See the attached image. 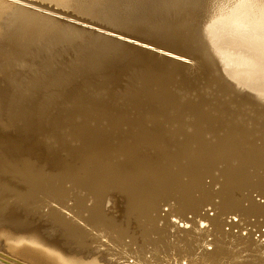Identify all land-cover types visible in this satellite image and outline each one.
<instances>
[{
    "label": "rangeland",
    "instance_id": "374dc122",
    "mask_svg": "<svg viewBox=\"0 0 264 264\" xmlns=\"http://www.w3.org/2000/svg\"><path fill=\"white\" fill-rule=\"evenodd\" d=\"M5 1L10 3L14 0ZM99 1L100 2H97L99 7L106 5L108 9L116 13L127 11V9L134 10L133 12H135V10L136 12H141V19L146 28H148V32L139 34L141 32L124 30L121 31V34L132 37H139L142 35L154 36L158 33H151L153 31L149 29H156L161 32H165L164 29L168 28L173 32L172 28L175 29V37L186 41L183 43L184 49L194 52L200 59L199 67L195 69L191 75L178 76L175 79L173 77V81L169 82L165 89L159 91L156 90L154 86H142L139 82L131 80L127 72L119 71L116 74V71L123 68L140 65L131 57L132 53L129 51H106L102 55L100 53H95L94 50L96 48L93 46V37H84V40L75 37L69 41H62L58 44H50L48 40H43L28 46L27 49L23 51H15L14 48L5 44V42L0 39V157L5 156L10 160H14L16 157L24 156L22 159L27 160L26 162L30 167L42 168V171L46 174L51 173L53 170V173L58 172L55 170L60 168L57 166L58 162L62 164L71 163L73 166L78 167L82 164L81 162L83 160L86 161L87 159L96 160L100 167L103 166L101 170L108 171L107 169L110 163L116 164L122 160L119 154L120 151L128 152L131 149L129 140L132 139L129 138L133 135L129 133L130 123L144 121L146 125H149L148 122L151 121L149 113L154 110H166L170 114H177L178 124L182 130V132L179 130V133H175V127L178 126L177 123H169L162 117L153 118L152 123H155L159 127L162 125L166 137H164L163 141H159L155 144L139 142L138 148L144 151L147 157L160 159L159 154L163 157H167V159L160 160L159 166L152 165L149 169L148 174L151 176L150 178L154 180H157L155 177L159 175L169 178L168 181L170 179H177L176 181L184 182L187 180L188 175H191L189 172L193 171V173L196 174H198V172L203 173V175H199L200 177L202 176V182L207 184V181H209L211 177L214 176L215 178L218 175L221 168L224 169L225 162H223L224 160L216 153L219 160L215 161L218 157L214 158L215 160L213 159L212 164L215 163V166L211 165L209 158L206 159L207 161L203 159L205 153L197 150V148H199L197 146L202 147L203 144L206 143L210 147L219 146L218 148L221 149V143H226V136L223 137V135L229 134L227 135L230 137L229 140L231 139V141L234 140V142H236L239 139V134L246 135L251 131L250 135L252 134L251 136L254 135L253 137H256V140H254L255 145L260 146L262 144V137H260L261 131H256L254 133L255 120L254 113L252 115L251 112L256 109H260L259 112L264 110V92L251 91L231 80L224 72L220 58L212 44V41L215 40L213 32L216 33V28H221V25L218 23L219 18L236 9L241 4L242 0ZM101 2H104V5ZM15 4L35 13H49L43 9L36 10L35 7L30 5L20 4L18 2ZM62 12L66 14V16L52 13L50 16L85 30L92 31L94 32L92 34H97L100 37L111 38L115 41L121 40L119 42L123 44L127 43L126 45L132 43L124 38L106 33L99 27L100 25H106L108 27L118 28L115 25H111L101 19H90L85 16H80L70 10L66 12L64 10ZM10 14H12L10 9H3L0 11V23L2 25L9 24L10 18L13 17L12 15L10 16ZM96 55L99 56L96 58ZM241 100L243 101L242 103ZM250 100L251 103H247L250 102ZM258 100L259 104H256ZM260 103L262 105L261 107L259 106ZM247 108H250L251 111H248L249 109L247 110ZM243 112L247 114L244 115ZM236 114L239 116L236 117ZM248 114H250V116ZM233 115L234 118L236 117V120L233 119ZM263 116L261 113L260 117L262 120ZM257 117L259 118V116ZM228 118L230 122H227ZM241 118L243 123L241 122ZM249 118L251 121L254 120L252 121L253 126ZM258 118L257 120L260 121L256 123L264 122L261 118ZM244 119L247 123L244 122ZM247 119L249 121H247ZM239 121L241 124L238 123ZM205 122L207 125L204 127ZM216 122L218 124L220 123V125H224V127L226 126L225 129L223 126L217 127L218 125ZM212 123L215 124L213 125ZM229 123L233 125L231 126ZM241 125L244 126H242V132H240ZM94 127L100 128L98 132H100L102 138H99V145L94 146L93 140H90L88 142L90 148L86 147L88 145L87 143L84 146L86 148H84L79 155L75 154L69 157L66 148L81 147L84 144L83 139L92 138L89 129ZM208 127L210 129L213 128V130L211 129L212 132L210 130V134ZM215 128L218 131L214 130ZM237 129L239 131H237ZM243 129L245 131L247 129V131L245 132ZM232 130H234V132ZM193 131L194 134H191ZM221 131H228L229 133L222 132L221 134ZM230 132H233L235 136ZM192 135L193 137L200 138V140L195 139L194 143H192L193 140H191L192 142L189 143V137ZM257 135L261 140L257 139ZM251 136L249 137L250 139ZM210 137L213 139H210ZM220 138H224L225 141L224 139L221 141L222 139ZM185 140H187L188 143H185ZM211 140L212 142H210ZM180 141H182L183 144L185 143V146L181 144L182 142ZM202 142L203 144L201 145ZM214 142L216 144H214ZM195 143H197V145ZM187 144L192 146L194 144V148L191 146L193 150L190 148V145L188 147ZM206 144H204V146H208ZM178 145L179 147H177ZM246 148L245 146L241 149L245 150ZM180 149H183V151ZM224 149L225 145L222 147L221 151ZM98 150H100L101 155L106 153V151L111 152L112 162L108 163L107 160L104 161L99 158ZM217 151L219 152V149ZM181 152L185 154L182 153V155L180 154ZM190 153L191 156H189ZM195 153H197V155H194ZM199 154H201V158H198L200 157L198 156ZM179 155L182 156L179 157ZM96 157L99 160H97ZM197 159H199V161L202 159V162H196L198 161ZM220 159L223 161L221 162ZM174 161H177V163ZM202 163L203 168L201 167ZM206 164L207 166L209 165L207 170V173H209L208 175L207 173L205 174L203 170L207 169L205 168L207 167ZM4 165L6 167H12L8 163ZM162 165L167 169H165L166 171L160 167ZM191 165H195L194 167H196V170L200 168L199 171L195 169L192 170L190 168ZM233 167L231 168H237L236 166ZM160 170L162 171L161 173H159ZM252 170L254 171L251 165H248V167L246 165L245 171L251 173L253 172ZM210 171H213L212 174L214 175H212ZM176 172L180 174L178 175ZM228 173L232 174V171L229 170ZM231 174H229V176ZM219 175L221 176L220 173ZM224 175L225 174L221 176L222 178L217 176V180L225 181ZM186 176L187 178H185ZM172 177H174V179ZM160 180L162 181L165 179ZM250 180L251 179H249L248 182H250ZM59 181L61 183H66L65 179H60ZM14 184L19 190L23 188L22 183L14 182ZM217 185H219V183H216V186ZM216 188L217 187L214 189ZM202 189L203 185L195 186L192 189V196L199 197L200 194L203 193ZM110 198L111 200H108ZM158 198L160 197H154L155 205ZM120 199L121 198L115 196L113 193H106L103 197L100 211L105 217H113L116 221L121 219L119 221L120 223L126 221L128 225L127 228L132 229L134 234L136 232L133 223L129 224L128 219H122V211L118 210L115 206H111V202H113L119 208H122ZM10 201L12 200L10 199ZM150 202H152V204L154 203V201ZM180 204L179 202L178 205ZM238 204L244 205L245 203L240 200ZM155 208H157V206ZM177 210H180V207H178ZM14 214V207L9 206L1 215H3L2 219H5L14 217ZM34 215L37 220L34 221L31 219V221L22 228L14 227L12 222L4 224L0 220L1 253L24 264H35V262H33V256L35 255L46 260L51 259V257L45 253L48 252V250H54L64 257L79 259L82 262L94 261L97 264H114V259L120 258V261H122L121 259L124 258L123 255L119 254L103 258V254L99 253L100 251L106 248H109L112 252H117L118 250V248L113 247L111 243L108 244L106 239H100L102 235H111V231L110 229L102 230L100 227H90L87 226L88 224L84 231L86 230L93 237H98L99 241L96 240L98 243L90 244L87 242L85 247H79L75 245V242L73 243L70 241V248H68V250L62 248L59 242L51 244L45 243V240L56 237L57 232L52 231L49 220L44 214L39 215L34 213ZM223 218V216L220 217L221 221H223ZM252 221L253 220H251V222ZM119 222H117V226L113 228L118 229V227H126L118 224ZM235 226L242 228L243 224L242 222H236ZM225 231H227V228H225ZM34 232L40 237L38 242L30 237ZM251 232H254V228H251ZM262 232H264V230H262ZM9 233L13 234L14 238H11ZM230 233L233 237H237V235L240 234V232L235 233L234 228L230 230ZM178 235L179 234H177V236ZM150 238H156L158 240L153 248L158 249L157 251L159 254L163 255L165 253L167 257H169V254H173L169 247L164 244V233L156 236L153 235ZM122 241L132 250L139 244L138 240H129L125 237ZM263 242L264 237H260L259 241L254 243V246H258L259 243L263 244ZM182 243H184V241ZM182 243L178 244V246H181ZM192 246L193 245L187 250L192 249ZM227 247H229V245H227ZM14 249L22 250V253L25 255H17ZM194 252L196 253V250H194ZM247 252L248 251L237 253L243 255ZM260 252H263V249L260 250ZM107 255L111 256L110 253H107ZM145 257H147V254ZM176 258L179 259L177 264L184 263V258H187L192 263L196 261L195 256H185L181 258L177 255ZM163 261L166 263L172 262L171 259H167L166 257L163 258Z\"/></svg>",
    "mask_w": 264,
    "mask_h": 264
},
{
    "label": "bare ground",
    "instance_id": "6f19581e",
    "mask_svg": "<svg viewBox=\"0 0 264 264\" xmlns=\"http://www.w3.org/2000/svg\"><path fill=\"white\" fill-rule=\"evenodd\" d=\"M16 2L33 6L36 10L43 9L49 13L39 14L32 12L16 5ZM97 2L100 1L14 0L9 3L5 0H0V11L3 9H10L12 12L10 16H13L10 18L9 24L2 25L0 23V39H2L5 44L14 48L15 51H23L26 50L28 46L43 40H48L50 44H58L62 41H69L75 37L82 40H84V37H93V46L96 48L94 50L95 53H100L102 55L106 51H129L132 53L131 57L141 66L123 68L116 71V74L119 71H124L128 73L130 78L140 79L148 83L161 84L163 80L172 81L174 77V75H172L174 74L173 70L176 67L175 64L168 62L161 67L155 59L137 48L132 47V45L130 46V44L126 45L127 43L123 44L111 38L100 37L97 34H92L94 33L92 31L85 30L50 16L51 13L66 16L62 11L65 10L66 12L70 10L77 15L85 16L90 19H101L111 25H115L118 27L116 29L119 30L148 32V28H146L141 19V12H136V10L133 12L134 10L127 9V11L116 13L108 9L106 5L99 7ZM218 23L221 25V28H216V33L218 34L212 31L215 38L212 44L220 58L226 75L236 84L248 88L251 91L264 92V0H242L241 4L236 9L220 17ZM149 30L153 31L151 33H166L167 36L177 40L174 34L176 30L173 28V32L170 28L164 29L165 32L156 29ZM98 56L99 55H96V58ZM159 67L160 70L158 69ZM251 100L247 103H251ZM242 102L241 100V103ZM256 104H259V100ZM259 106H262L261 103ZM247 110L251 111L250 108H247ZM255 111L251 112L252 115L254 113L255 120L252 121H254V133L256 131H261L260 137H262V140L259 139L260 137H258L259 134L257 133V139L262 141L260 146L255 145L254 140H256V137H253L254 135L251 136L252 134L250 135L251 131L246 135L238 133L239 139L236 142H234V140L231 141V139L229 140L230 137L227 136L229 134L223 135V137L226 136V143L224 144L225 149L221 151L219 148L217 154L224 160L220 159L221 162H225V165L224 169L221 168L220 172H217H219L221 176L225 174V179L223 178L225 181L217 180L218 178L216 177L219 175L218 173L215 178L214 176L211 177L210 180L207 181V184H204L201 180L202 176L200 177L199 175H203V173L198 172V174H196L193 173V171L189 172L191 175H188V178L186 176L185 178H187V180L184 182L176 181L177 179H170L168 181L169 178L159 175L155 177L157 180L151 179L148 171L151 166L154 165V159L147 158L144 151L137 152L136 150L132 152L120 151L119 154L122 160L116 164L110 163L112 162L111 152L106 151V153L101 155L100 150H98L99 158L104 161L107 160L108 163H110L108 168L109 171L101 170L103 166L100 167L96 160L87 159L86 161L83 160L81 162L82 164L78 167L72 164H62L58 162L57 166L60 168L55 169L58 172L53 173L54 170H51L52 172L49 174L42 171V168L30 167L26 162L27 160L22 159L24 156L16 157L14 160L2 156L0 157V220L4 224L12 222L14 227L22 228L30 222L31 219L34 221L37 220L34 213L39 215L44 214L49 220L50 228H52V231L57 232L56 235L58 236L45 240V243L51 244L59 242L60 246L67 250L70 248V241L73 243L75 242V245L79 247H85L87 242L90 244L98 243L96 242V240L99 241L98 237H93L89 232L86 230V232L84 231L87 224V226L90 227H100L102 230L110 229L111 235H102L100 239H106L108 244L111 243L112 246L118 248V250L117 252H112L109 248H106L99 253L103 254V258L118 254L124 256V258L121 259L122 261H120V258L114 259V264H177L179 261V259L176 258L177 255L181 258L185 256H195L196 261H193V263L187 258H184V263L182 264H264V242L263 244L259 243L258 246H254V243L258 242L260 237H264V232H262V230H264V122L256 123L258 121L257 116L261 118L260 115L261 113L262 116L264 115V110L259 112L260 109H256ZM243 113L244 115L247 114L245 112ZM234 115L233 119L239 116L236 114L234 118ZM248 115L250 116V114ZM242 118L241 122L243 121ZM245 119L244 122L247 123ZM228 120L227 122H230L229 118ZM247 121L249 120L247 119ZM262 121H264V116ZM238 123H240V121ZM205 125H207L206 122L204 127ZM217 125V127H224V125H220V123H217ZM229 125L232 126L233 124L229 123ZM242 126L243 125H241L240 132H242ZM236 127L238 128L237 125ZM213 128L211 129L213 130ZM216 128L214 130H216ZM211 129H208L209 134ZM228 131L226 132L229 133ZM232 131L234 132V130ZM237 131L239 130L237 129ZM222 132L223 131H221V134ZM191 134H194V131L193 133L191 132ZM250 136L251 139L249 138ZM191 137H193V135ZM212 137H210V139ZM196 139L200 140L198 137ZM223 139L221 141H223ZM194 141L195 140L192 142L190 140L188 142L194 143ZM93 142L95 146L99 145L94 138ZM186 142L187 140H185V143ZM210 142H212V140ZM197 143L195 144L197 145ZM181 144H183V142ZM214 144L216 143L214 142ZM191 146L192 145H190V148L192 149L194 144L192 147ZM245 146L247 148L242 150L241 148ZM177 147H179V145ZM197 147L200 148V146ZM213 147L214 149L215 147L217 148V146ZM180 150L183 151V149ZM253 152L254 155H251V158L244 156V153ZM182 153L184 152L180 154ZM191 153L189 156H191ZM197 153L194 155H197ZM217 154L207 155L205 153L203 159L206 160L209 158L211 165L215 166V163L212 164V161L214 158L218 157ZM182 155H179V157ZM219 157L217 160H214L218 161ZM198 158H201V156ZM96 159L99 160L97 157ZM197 160L196 162H202V159H200L201 162L199 159ZM177 161L174 162L177 163ZM5 163H8L12 167H6L4 165ZM203 163L201 166L202 168ZM66 165L72 166L64 167ZM246 165L247 167L251 165L254 171L252 170L253 172L251 173L245 171ZM208 166L205 167L207 168L206 170L203 169L205 174L208 172ZM233 166H236L238 169L236 167V169H233ZM162 169H164V171L167 170L165 167H162ZM199 169L200 168L195 170L199 171ZM229 170L232 171V174L228 173ZM161 172L160 170L159 173ZM208 174L209 173H207V175ZM229 174L231 175L229 176ZM221 176L219 175L218 177ZM172 178L174 179V177ZM60 179H65L66 183H61L59 181ZM160 179L165 180L161 181ZM249 179L252 181L250 180V182H248ZM14 182L22 183L23 188L19 190ZM216 183H219V185L216 186ZM199 185H203V193H201L199 197H193L192 189ZM215 187L217 188L214 189ZM106 193H113L115 196L121 198L120 203L122 208H119L113 202H111V206H115L118 210L122 211V219H128L129 224L133 223L136 233L133 234V230L127 228L128 225L126 221L120 223L119 221L121 219L116 221L113 217H105L102 215L100 206ZM154 197H160L157 199L156 205V198L154 199ZM10 199L12 201H10ZM108 200H111V198ZM149 200L154 201V203L152 204ZM240 200L245 204L239 205L238 202ZM179 202L181 203L180 205H178ZM9 206L14 207V217L2 219L3 215L1 214L5 212ZM156 206L157 208H155ZM178 207H180V210H177ZM222 216L224 217L223 221L220 219ZM251 220L253 221L251 222ZM117 222L126 227H118V229L113 228L117 226ZM236 222H242L243 227H236ZM225 228H227V231H225ZM233 228L235 229V233L240 232L237 237H233L230 233V230ZM251 228H254V232H251ZM161 233H164V244L173 252V254H169V257H167L165 253L163 255L159 254L157 251L158 249L153 248L158 240L156 238L151 239L150 237L153 235H160ZM177 234L179 235L177 236ZM9 235L11 238H14L13 234L9 233ZM30 237L36 242L40 239L39 235L35 232L31 234ZM124 237L129 240H138L139 244L132 250L123 243L122 240ZM183 241L184 243H182ZM180 243H182L181 246H178ZM191 245H193L192 249L187 250ZM227 245H229V247H227ZM262 249L263 252H260ZM194 250H196V253ZM14 251L17 255H25L22 253V250L14 249ZM244 251L248 252L243 255L237 253ZM45 253L49 255L52 260L48 257L49 260H46L35 255L33 256V262H35V264H97L94 261L82 262L79 259L64 257L54 250H48V252ZM107 253H110L111 256H108ZM146 254L147 257H145ZM164 257L171 259L172 262H164Z\"/></svg>",
    "mask_w": 264,
    "mask_h": 264
},
{
    "label": "water",
    "instance_id": "95a60500",
    "mask_svg": "<svg viewBox=\"0 0 264 264\" xmlns=\"http://www.w3.org/2000/svg\"><path fill=\"white\" fill-rule=\"evenodd\" d=\"M102 30H104L106 33H110L113 34L115 36L124 38L128 41H131L132 43H130L133 47L137 48L138 50H140L141 52H144L145 54H147L148 56L152 57L153 59L156 60V62H158V64L162 67L163 65H165L168 62H171L173 64H175V69L173 70L174 72V79L176 77H182V76H187V75H191L195 69H197L200 65V59L197 57V55L194 52L191 51H187L186 49H184V44L186 41L184 39H173L169 36H167L166 34H162V33H158L157 35L154 36H139V37H132V36H128V35H124L121 34V31L124 30H119L116 28H112V27H108L106 25H100L99 26ZM144 32H141L139 34H143ZM116 37V38H118ZM125 40V41H126ZM121 41V40H119ZM160 70V67L158 68ZM130 78V77H129ZM131 80H135L137 82H139L142 86L144 85H151L154 86L156 88V90H163L167 87V84L171 81H166L163 80L161 81V84H156V83H148L146 81H142V80H137V79H132ZM173 81V80H172ZM176 81V80H175ZM151 121H149V125H146V122L144 121H139V122H131L130 123V127H129V133L132 134L133 136L130 137L129 142L131 143V149L129 150V152L136 150L137 152L141 151L140 148H138L139 142H149L151 144H155L159 141H163L165 136V131L162 129V125L161 127H159L158 125H156L155 123H152V119L153 118H157V117H162L164 120H166L167 122H175L177 123V127L176 128V132L175 133H179V130L182 132V130L180 129V125L178 124V120H177V114H170L168 113L166 110H154L151 111L149 113ZM161 124V123H160ZM89 129V128H86ZM90 135L92 138H87V139H83L84 140V144L79 147V148H66L67 154L69 155V157H71V155H75V154H80L82 152V150L84 148H90V144L88 143L90 140H93V138L95 139V141L99 144V138H102L100 132V128L99 127H94V128H90L89 129ZM126 137V135H125ZM190 140H195L196 137H189ZM124 140V139H122ZM134 140V141H133ZM135 142V143H134ZM88 143V145L86 147H84L86 144ZM123 143V142H122ZM134 143V144H133ZM95 146V144H94ZM224 146V143H221V149ZM219 148L217 147L216 149H214L213 147H209V146H204L198 148L197 150L202 151L203 153H206L207 155L209 154H216L217 150ZM220 149V150H221ZM89 151V150H87ZM156 151V150H154ZM251 155H254L253 153H244L245 157H250ZM160 159L159 158H152L154 159L153 161L155 162L154 165L159 166V162L160 160L163 159H167V157H163L159 154ZM149 158V157H147ZM251 158V157H250ZM70 162V161H69ZM71 164V163H68ZM72 165H66L65 167H70ZM160 167H164V165L160 166ZM191 169H196V167H194L193 165H191L190 167ZM109 171V169H107ZM0 263L2 264H24L18 260H14L10 257H8L7 255L3 254L0 252Z\"/></svg>",
    "mask_w": 264,
    "mask_h": 264
}]
</instances>
